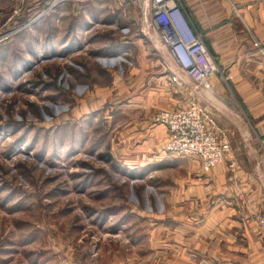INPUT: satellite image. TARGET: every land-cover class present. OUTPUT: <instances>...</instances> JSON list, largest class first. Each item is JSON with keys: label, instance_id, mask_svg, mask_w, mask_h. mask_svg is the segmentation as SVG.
Masks as SVG:
<instances>
[{"label": "rangeland", "instance_id": "1", "mask_svg": "<svg viewBox=\"0 0 264 264\" xmlns=\"http://www.w3.org/2000/svg\"><path fill=\"white\" fill-rule=\"evenodd\" d=\"M142 9L138 0H0V264H217L204 254L217 253V224L170 207L167 183L200 178L198 163L205 175L234 160L206 171L191 156L139 159L150 136H136L133 120L158 126L162 110L202 107L207 132L225 131L246 152L236 129L244 112L229 71L213 76L221 96L169 63ZM172 72L184 83L171 80L169 99L159 83ZM150 161L158 170L144 178ZM239 178L217 201L248 208L261 243L258 186Z\"/></svg>", "mask_w": 264, "mask_h": 264}, {"label": "crops", "instance_id": "2", "mask_svg": "<svg viewBox=\"0 0 264 264\" xmlns=\"http://www.w3.org/2000/svg\"><path fill=\"white\" fill-rule=\"evenodd\" d=\"M182 2L194 27L204 35L205 43L219 68L224 73L226 71L231 73L229 89L240 101L245 116L239 125L237 123L236 129L240 131L241 142L245 143L247 150L240 151L234 143L230 142V160H234L231 161L232 163L228 159L226 161L228 163H223L220 168H214L205 175L200 173L201 167L198 163V169L193 172H196L200 178L176 179V181L173 180L174 183H167L170 187L168 202L173 209L190 208L194 211L192 214L198 215L194 222L199 225L217 224V253L216 251L204 253L205 256L210 257L217 255V264H264V235L263 233L262 236L260 235L262 242L259 243L252 230L254 221L250 210L242 207L237 198L231 197L229 201H217V194L229 192L231 195L237 191L239 176H241L247 182L251 180L254 185L257 184L258 189L252 198L262 204L260 209H262L261 213H264V166L262 164L264 157V0H182ZM90 22L92 19L85 21L80 31L83 32ZM168 61L170 63V60ZM163 79L165 80L163 84H159L163 86L162 89L170 99L171 95H174L172 78L166 76ZM221 80L225 81L223 78ZM221 83L218 77L217 79L212 77L211 85L215 95L224 94V86ZM155 87H158L157 81ZM156 91L158 93V90ZM185 92L184 95H186ZM180 106L177 109L187 108L186 105ZM138 108L146 110V107ZM133 124L135 135L137 136L138 132L143 137L150 136L148 142L143 144L152 147L146 150L145 145L141 146L142 152L138 156L139 159L156 160L154 162L167 160L171 155L165 147L170 138L168 128L163 125L156 126L151 124L150 120L142 119H134ZM164 147L166 152L161 154L160 151ZM153 164L155 163L150 161L147 166L152 168ZM159 164L161 165V162ZM232 164L236 173L235 185L229 183L232 178L227 177L229 173L226 171ZM154 167L144 178H152V173L158 170ZM254 171L259 176H255L257 174ZM200 217L206 219L201 221ZM227 224L230 228L225 231ZM232 228H238V231ZM197 235L196 238H198ZM214 260L211 261L215 263Z\"/></svg>", "mask_w": 264, "mask_h": 264}, {"label": "built area", "instance_id": "3", "mask_svg": "<svg viewBox=\"0 0 264 264\" xmlns=\"http://www.w3.org/2000/svg\"><path fill=\"white\" fill-rule=\"evenodd\" d=\"M142 6L143 24L157 31L164 41L170 63L197 85L210 88L211 78L220 71L207 47L204 35L197 31L182 0H138ZM173 73V72H172ZM182 85V78L173 73L172 79ZM206 109L198 106L178 110H162L156 122L168 128L170 154L198 158L204 170L220 165L231 152L227 134L207 132ZM264 166V157L262 159ZM234 167V164H232ZM264 235V216L256 218Z\"/></svg>", "mask_w": 264, "mask_h": 264}, {"label": "bare ground", "instance_id": "4", "mask_svg": "<svg viewBox=\"0 0 264 264\" xmlns=\"http://www.w3.org/2000/svg\"><path fill=\"white\" fill-rule=\"evenodd\" d=\"M212 91V90H211Z\"/></svg>", "mask_w": 264, "mask_h": 264}]
</instances>
